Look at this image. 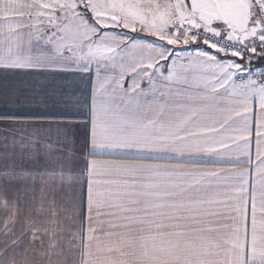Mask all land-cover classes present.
Listing matches in <instances>:
<instances>
[{
	"label": "snow or ice",
	"instance_id": "1",
	"mask_svg": "<svg viewBox=\"0 0 264 264\" xmlns=\"http://www.w3.org/2000/svg\"><path fill=\"white\" fill-rule=\"evenodd\" d=\"M37 260L264 264V0H0V264Z\"/></svg>",
	"mask_w": 264,
	"mask_h": 264
},
{
	"label": "crops",
	"instance_id": "2",
	"mask_svg": "<svg viewBox=\"0 0 264 264\" xmlns=\"http://www.w3.org/2000/svg\"><path fill=\"white\" fill-rule=\"evenodd\" d=\"M32 255H33V253L29 252V256H32ZM36 264H45V262L43 260H37Z\"/></svg>",
	"mask_w": 264,
	"mask_h": 264
}]
</instances>
